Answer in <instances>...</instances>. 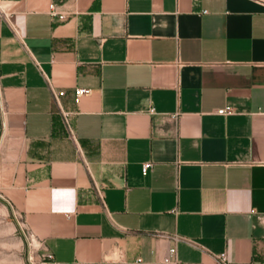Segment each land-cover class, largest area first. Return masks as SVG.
<instances>
[{"label":"crops","instance_id":"obj_1","mask_svg":"<svg viewBox=\"0 0 264 264\" xmlns=\"http://www.w3.org/2000/svg\"><path fill=\"white\" fill-rule=\"evenodd\" d=\"M0 103L51 264H264V0H0Z\"/></svg>","mask_w":264,"mask_h":264},{"label":"rangeland","instance_id":"obj_2","mask_svg":"<svg viewBox=\"0 0 264 264\" xmlns=\"http://www.w3.org/2000/svg\"><path fill=\"white\" fill-rule=\"evenodd\" d=\"M1 116L0 103V137ZM49 254L28 231L21 215L0 197V264H51Z\"/></svg>","mask_w":264,"mask_h":264},{"label":"built area","instance_id":"obj_3","mask_svg":"<svg viewBox=\"0 0 264 264\" xmlns=\"http://www.w3.org/2000/svg\"><path fill=\"white\" fill-rule=\"evenodd\" d=\"M51 13L53 16L59 17L61 20H65L66 16L63 13H60L57 11V8L55 5L51 6ZM91 91L90 90H86V89H77L76 90V102H78L80 100L81 97L90 94ZM66 94L65 92H58V93H54V97L57 101V103L59 104V101L62 97H64ZM217 114L222 115V116H228V115H232L234 114V109L231 107H227L224 109H220L217 111ZM65 117H68V114H64ZM153 167V164H145L143 167V172L146 175ZM170 256L168 258L165 259V263H172L174 262V258L176 256V249L172 248L169 252ZM49 257L51 259H53V256L51 254H49ZM219 261L222 264H228V260H227V256L226 254H222L219 256Z\"/></svg>","mask_w":264,"mask_h":264}]
</instances>
